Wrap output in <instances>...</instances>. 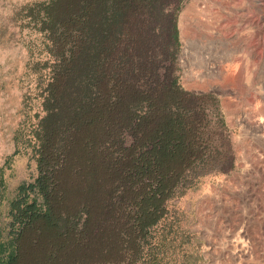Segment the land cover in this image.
I'll use <instances>...</instances> for the list:
<instances>
[{
  "label": "rangeland",
  "instance_id": "1",
  "mask_svg": "<svg viewBox=\"0 0 264 264\" xmlns=\"http://www.w3.org/2000/svg\"><path fill=\"white\" fill-rule=\"evenodd\" d=\"M51 2L0 0V260L16 244L15 264H42L49 241L36 239L37 226L21 233L13 203L52 186L36 181L44 175L37 167L41 129L48 84L72 42L61 41V28L49 22ZM166 10L174 13L176 44L163 58ZM156 13H147V30L157 35L139 97L171 101L170 140L183 144L171 147L168 170L151 181L141 168L144 134L163 127L168 113L150 115L142 104L141 118L131 122L136 132L128 124L118 146L94 153V162L92 155L102 176L99 163L108 152L126 162L137 158L138 172L127 171L96 204L99 226L85 238V251L98 254L101 263L92 264H264V0H181ZM188 150L194 157L179 167ZM84 211L67 229L79 231Z\"/></svg>",
  "mask_w": 264,
  "mask_h": 264
},
{
  "label": "trees",
  "instance_id": "2",
  "mask_svg": "<svg viewBox=\"0 0 264 264\" xmlns=\"http://www.w3.org/2000/svg\"><path fill=\"white\" fill-rule=\"evenodd\" d=\"M180 1L52 0L46 9L49 22L61 28L60 40L72 42L67 56L61 58L59 69L48 84L46 100L49 107L41 129L37 167L44 175L36 181L40 185L49 181L52 186H37L23 203H13L23 218L21 233L37 226L36 239L44 236L43 239L49 240L42 264L101 263L98 254L86 253L84 242L92 229L99 226L95 221L96 204L104 201L108 193L112 194L127 171L137 174L138 160L126 162L123 154L112 157L108 152V158L104 156L99 163L104 171L102 176L92 165V155L120 144L122 129L134 119L141 118L137 111L142 104L150 115L153 110L168 113L163 127H155L154 132L144 134L148 150L141 168L151 181L160 172L168 170L166 161L170 158L171 147L183 144L182 140L177 144L170 140L176 122V117L169 112L171 101L162 97L157 102L149 95L141 99L138 90V81L146 74L151 76L150 56L154 51L151 43L157 35L147 30L151 22L147 21V13L153 11L158 15V9L160 12L167 5ZM162 18L164 38L159 51L163 58H167L171 54L169 48L176 44L173 11L166 10ZM154 25L152 19V27ZM120 43L121 47H118ZM110 59L111 62L117 61L112 68L107 66ZM168 86L180 95L186 94L178 91L173 82ZM131 125L136 132V124ZM63 132L67 134L60 137ZM60 140L61 145L57 147ZM165 152L167 156L163 159L161 153ZM193 157L189 151L179 159V167ZM48 172L50 176L44 177ZM111 206L112 220L117 218V213L113 204ZM81 207L85 211L79 231L72 227L67 229L66 225ZM17 251L15 244L0 264H15Z\"/></svg>",
  "mask_w": 264,
  "mask_h": 264
},
{
  "label": "bare ground",
  "instance_id": "3",
  "mask_svg": "<svg viewBox=\"0 0 264 264\" xmlns=\"http://www.w3.org/2000/svg\"><path fill=\"white\" fill-rule=\"evenodd\" d=\"M186 10H189V9H186ZM185 18V17H184ZM183 25V24H182ZM186 25V24H185ZM184 26V25H183ZM186 27V26H185ZM182 29V28H181ZM186 29V28H185Z\"/></svg>",
  "mask_w": 264,
  "mask_h": 264
}]
</instances>
